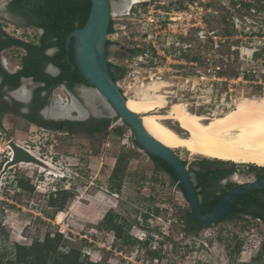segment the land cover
<instances>
[{
    "label": "rangeland",
    "instance_id": "374dc122",
    "mask_svg": "<svg viewBox=\"0 0 264 264\" xmlns=\"http://www.w3.org/2000/svg\"><path fill=\"white\" fill-rule=\"evenodd\" d=\"M261 1L264 2L148 0V7L138 5L136 9L141 11L136 16L113 15L114 33L109 35V40L115 44L109 47L108 62L126 70L117 82L120 90L130 98L152 78L164 80L169 83L166 89L169 102H182L190 112L206 118L234 109L243 97L264 96V56L252 57L256 49L263 51V46L257 45L259 37L264 35L257 31L264 26ZM160 2L164 5L160 6ZM245 3L251 5L250 9L244 7ZM174 4L178 7L174 10L176 14H173ZM165 13L169 14L161 15ZM192 24H205L225 36L232 30L234 34L220 48L213 49L211 43L197 37ZM0 25L17 40L37 42L38 33L30 28L2 18ZM119 46L139 50L138 55L130 56L120 51ZM183 46L189 47L185 50ZM200 52L208 58V63L226 70V76L217 75L214 79L207 75L211 69L208 65L190 64L189 58ZM22 54L21 50L9 51V65L17 63ZM249 75L253 78L247 79ZM119 124L120 135L106 134L92 140L81 133L66 135L26 126L20 118L12 121L6 116L0 120L2 254H9L14 244L30 246L35 239L42 241L47 233L51 237L61 233L62 252L74 248L83 257L102 264H264L257 259L264 242V222L258 219H231L201 228L194 234L186 233L183 222L189 204L182 191L172 184L169 175L154 167L145 151L134 145L130 128L122 122ZM166 124L187 135L181 124L173 121ZM10 141H17L52 163L58 176L27 165H14L3 173L10 158L6 147ZM129 151L133 155L126 162L121 190L117 192L110 188L116 158L121 152ZM174 152L186 162L188 169H197V161L205 158L191 155L185 149ZM249 165L237 164L230 178L238 183L255 180L254 172L247 168ZM62 175L67 178L59 184L65 186L70 196L62 210L63 219L58 222V212L49 206L48 197L57 193L53 192L52 183L57 181L53 176ZM191 175L196 183L195 174ZM20 179L28 180L33 190L20 188ZM109 212L129 225L130 236L148 242L147 248L143 244L124 246L116 241L113 231L101 229L100 224ZM239 243L240 251L235 254ZM147 250L160 251V256L151 257Z\"/></svg>",
    "mask_w": 264,
    "mask_h": 264
},
{
    "label": "trees",
    "instance_id": "16d2710c",
    "mask_svg": "<svg viewBox=\"0 0 264 264\" xmlns=\"http://www.w3.org/2000/svg\"><path fill=\"white\" fill-rule=\"evenodd\" d=\"M235 3V2H233ZM264 3L263 1L260 4ZM147 5V4H145ZM244 7L250 9L251 5L245 3ZM91 7L90 0H12L8 9L9 12L24 18L27 26H32L39 28L43 31L38 42H23L14 38H9L3 41L0 45V50L2 47H9L16 45L25 51V56L22 58L23 69L21 73L28 77H33L34 79H44L41 75L36 72V67L40 68L45 65L52 63L60 66L64 72L74 64V52L73 43L74 39L71 40L69 51L65 48V39L68 35L76 29L84 26L88 18ZM178 8V7H177ZM109 35L114 33V23L111 21L109 30ZM234 30L228 33V36H232ZM115 43L108 40L107 41V57L110 56L109 47ZM51 47L56 48L58 51L54 56L45 55V51ZM139 50H135L134 56L138 55ZM264 56L263 51H255L253 58ZM206 57L199 53V55L189 58V62H197L203 66L207 65ZM264 61V60H263ZM108 66L112 73V76L116 82L121 80L125 74V68L117 65H113L108 62ZM79 77L81 75L77 70ZM226 70H221L217 72V75L226 76ZM236 77V74H231ZM224 76V77H225ZM238 77V76H237ZM246 77V76H245ZM252 79L253 76H247V79ZM58 80V78H57ZM105 126L110 123L109 120H104ZM71 130H75L74 126L76 123H69ZM129 127V126H128ZM94 130H101L99 128ZM90 129V131H94ZM117 135L121 134L120 127L116 129ZM134 145L142 149L135 141ZM133 155L131 151L121 152L116 158V164L112 173V178L110 182V188L114 191L119 192L121 190L123 172L125 169L126 162ZM151 159L154 167L160 172L166 173L171 178L172 184L177 185L180 190L181 186L178 184L177 177L171 167L161 159L147 154ZM186 164V162H184ZM198 168H190L189 172L195 174L196 178V189L200 188L198 194L205 193L207 188H212L217 185V183L224 177L231 176L235 173L237 164H233L231 161H222L219 159H208L203 158L197 161ZM229 165V167H227ZM248 170L254 172L257 179L263 177L264 167L257 165L247 166ZM19 187L28 191H32L33 187L29 185L28 180H19ZM229 188L235 187L236 184L230 183ZM226 191H223V194ZM183 193V191H182ZM263 194L264 190L255 191L243 196L235 211L245 212L246 214L253 215V220L258 219L264 222V198L257 196V194ZM184 195V194H183ZM70 196V192L67 190H60L55 194L50 195L49 206L55 208V211H62L65 207L67 200ZM185 196V195H184ZM222 196V195H221ZM220 195H213V198L209 200L207 196L204 202L201 204L202 213L206 214L212 207L220 200ZM156 214L159 213L158 209L155 210ZM122 220L118 215H114L113 212H109L104 217V220L100 224L101 229L110 230L114 232L116 241H120L122 245L133 246L136 244H143L146 248L148 242L142 243L128 234L129 225L119 220ZM229 218L223 220L226 221ZM243 221H248V219H243ZM185 224L184 229L186 233L194 234L199 229L204 228L194 222L190 215V211L185 214ZM61 241L62 234L56 233L54 236H50L47 233L42 241L35 239L30 246L14 244L12 251L7 253L0 252V264H102L100 262H95L89 260L87 257H83L81 251L71 248L65 252L61 251ZM176 245V244H175ZM149 248V247H148ZM241 248V243L237 244L234 252L239 253ZM148 255L151 257H159L160 251L147 250ZM257 259L263 260L264 262V242L261 245L260 251L258 253Z\"/></svg>",
    "mask_w": 264,
    "mask_h": 264
},
{
    "label": "bare ground",
    "instance_id": "6f19581e",
    "mask_svg": "<svg viewBox=\"0 0 264 264\" xmlns=\"http://www.w3.org/2000/svg\"><path fill=\"white\" fill-rule=\"evenodd\" d=\"M146 1L148 0L112 2L113 15L127 14L133 5ZM168 86V82L152 78L136 88L134 96L125 97L126 107L140 116L142 125L149 135L173 151L185 149L191 155L208 159L264 167V96L243 97L236 103L234 109L226 110L227 112L213 118H206L190 112L182 102H169V92L166 90ZM82 94L86 99L88 110H92L97 115L104 112L107 103L106 105L99 103L92 92L86 91ZM88 110L83 111L87 113ZM162 111L164 113H161ZM54 115L63 114L58 112ZM168 121L181 124L187 135L168 126L166 124ZM15 143L24 147L17 141ZM6 147L10 151L11 158L13 152L9 142ZM24 149L37 157L41 165L26 162L17 165L31 166L58 176L56 168L48 161L40 158L36 152L26 147ZM63 216L62 211L58 212L56 220L61 222Z\"/></svg>",
    "mask_w": 264,
    "mask_h": 264
},
{
    "label": "water",
    "instance_id": "95a60500",
    "mask_svg": "<svg viewBox=\"0 0 264 264\" xmlns=\"http://www.w3.org/2000/svg\"><path fill=\"white\" fill-rule=\"evenodd\" d=\"M11 1L0 0V18L14 24H22V19L13 15L8 10V5ZM90 1L91 7L86 23L83 27L74 30L68 35L65 39V48L68 52L70 42L74 39L73 52L75 62L73 68L77 67L88 85L94 88L97 95L114 112L113 114H109V111L106 109L98 117H119L120 122L129 126L133 134V140L143 151L161 159L171 167L189 204L190 215L196 224L203 227L219 224L226 219L242 196L264 190V178L246 183L236 182L237 186L221 197L209 212L206 214L202 213L198 189H196V184L188 167L173 150L162 145L145 131L140 116L126 107L125 95L112 76L108 66L107 41L109 40L108 30L112 21L113 0ZM119 50L128 53L130 56L135 52L134 49L125 46H119ZM77 107L79 108V104ZM84 119L80 118L78 121H83ZM55 120L56 122L53 124V127L61 130L63 122L59 118ZM9 145L13 154L8 162H6L3 173L9 167L17 165L20 162L41 165V161L29 154L24 147L16 144L14 141H10Z\"/></svg>",
    "mask_w": 264,
    "mask_h": 264
},
{
    "label": "flooded vegetation",
    "instance_id": "af4514ba",
    "mask_svg": "<svg viewBox=\"0 0 264 264\" xmlns=\"http://www.w3.org/2000/svg\"><path fill=\"white\" fill-rule=\"evenodd\" d=\"M15 16L20 17L18 15ZM20 18L23 23L15 25L36 31L38 33V42L43 31L39 28L27 26L24 18ZM4 20L5 19H3V21ZM2 28L3 26L0 25V45L6 39L13 38L4 32L5 29L3 30ZM12 49L21 50L23 54L17 63L9 65L7 55ZM57 51L56 48L51 47L45 51V55L51 57L54 56ZM25 54L24 49L16 45L2 47L0 50V120L6 116H10L12 121H15V118H20L26 126L34 125L43 130L64 133L66 135L81 133L92 140L95 139V136L102 137L106 134L107 136L110 134L117 135L116 129L119 128L120 125L118 121L119 117H98L99 114H94L92 110H88L86 99L82 94L86 91L94 93L99 103L105 104V102L97 95L94 88L88 85L80 72L81 78L79 77L77 67L73 68L74 64H71L67 72H64L60 66L52 63L42 68L37 66L36 72H38L39 76H45V78L34 79L33 77H28L21 73L23 69L22 58ZM78 104L79 108L77 107ZM86 109L88 110L87 113L83 111ZM106 109L109 111V114H113V111L108 105H106L104 112ZM58 112H61L63 115H54ZM56 118H59L60 121L63 122L60 128L61 130L53 127ZM80 118L85 119L83 121H78ZM104 120H109L110 123L105 126ZM69 123H76L74 126L75 130H71ZM97 128L101 130H94ZM90 129L94 131H90ZM262 178H264V174ZM230 183H234L237 186V183L233 181L230 176L224 177L217 185L212 188H207L205 193L198 194L200 197V207L206 196L209 200L213 198L214 194L222 195L221 197H223L227 192L236 187L229 188L228 185ZM198 191H200V188ZM223 191L226 192L223 194ZM257 196L264 198L263 194L260 193L257 194ZM242 198L243 196L237 201L226 219L229 218L228 220L234 219L240 221H243V219L253 220V215L235 211L237 206L241 207L238 203Z\"/></svg>",
    "mask_w": 264,
    "mask_h": 264
},
{
    "label": "built area",
    "instance_id": "2783aa9c",
    "mask_svg": "<svg viewBox=\"0 0 264 264\" xmlns=\"http://www.w3.org/2000/svg\"><path fill=\"white\" fill-rule=\"evenodd\" d=\"M201 1H204V0H201ZM248 1H250L251 2V0H248ZM149 2H140V3H138V4H135V5H133V7L130 9V11L127 13V14H123V15H126V16H136L137 14L136 13H139L141 10L140 9H136L137 7H138V5H141V6H145V4H148ZM194 3V5H197V4H199V2H193ZM160 6H163L164 4L162 3V2H160V3H158ZM176 4H174V6H172L173 7V14H176L175 12H174V10H175V8H177L176 6H175ZM239 6V5H238ZM146 7H148V5L146 6ZM158 11H160V10H158ZM209 11V10H208ZM252 13H254L255 11L253 10V9H251L250 10ZM213 13H215V12H213ZM169 13H165V14H161V15H168ZM117 16V15H116ZM246 16H249L248 14H246ZM246 16H244V17H246ZM115 17V16H114ZM113 14H112V21H113ZM168 20H171V19H175V18H167ZM246 19H247V17H246ZM164 20V19H163ZM250 23H251V21H250ZM255 23H253L252 25H254ZM193 25V27H195V28H192V29H194L196 32H197V37H199V39H201V40H205V41H207V42H209V43H211L212 44V46H213V49H218V48H220V46L223 44H225L226 43V41H228L229 40V36H225V35H222V34H218V32L216 31V30H214V29H209V28H207V25H202V26H198V24H192ZM251 25V26H252ZM253 28V30H254V27H252ZM234 29L236 30V29H238L237 28V26H235L234 27ZM247 30L246 31H248V28H246ZM255 31V30H254ZM258 32L260 31V33H264V26H260V28L257 30ZM264 35L263 36H261V37H259V39H258V43H257V45H259V46H263V49H264ZM184 47V49L186 50L187 49V47H189V46H183ZM256 51H258L257 49H256ZM253 54H254V52L252 53V57H253ZM206 57V56H205ZM207 58V57H206ZM206 61H209L208 60V58L206 59ZM190 64H197V62H191ZM207 65H208V67L209 68H211V69H209L208 71H207V75H208V77H211V76H213L214 77V79H216L215 77H217V72L218 71H221L222 70V68H220L219 66H216V65H213V64H211V63H208L207 62ZM210 66H212V67H210ZM131 132V131H130Z\"/></svg>",
    "mask_w": 264,
    "mask_h": 264
},
{
    "label": "clouds",
    "instance_id": "9594fccd",
    "mask_svg": "<svg viewBox=\"0 0 264 264\" xmlns=\"http://www.w3.org/2000/svg\"><path fill=\"white\" fill-rule=\"evenodd\" d=\"M54 178H56L57 179V181H54L53 183H52V185L54 184V190H53V192L55 191V192H58V191H60V190H64L65 189V186L64 187H62V186H60V184L59 183H62V182H64V181H66L65 179L67 178L65 175H62V177H55V176H53Z\"/></svg>",
    "mask_w": 264,
    "mask_h": 264
}]
</instances>
